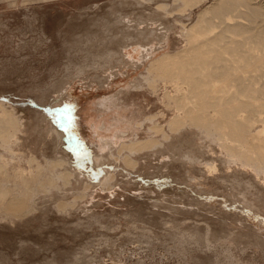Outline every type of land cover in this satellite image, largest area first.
<instances>
[{
    "label": "rangeland",
    "instance_id": "obj_1",
    "mask_svg": "<svg viewBox=\"0 0 264 264\" xmlns=\"http://www.w3.org/2000/svg\"><path fill=\"white\" fill-rule=\"evenodd\" d=\"M213 2L0 0V114L21 123L0 179L28 203L0 205V264H264V190L237 200L247 177L216 172L195 126L170 130L172 88L147 83Z\"/></svg>",
    "mask_w": 264,
    "mask_h": 264
},
{
    "label": "bare ground",
    "instance_id": "obj_2",
    "mask_svg": "<svg viewBox=\"0 0 264 264\" xmlns=\"http://www.w3.org/2000/svg\"><path fill=\"white\" fill-rule=\"evenodd\" d=\"M181 1L183 12L204 0ZM185 29L187 43L150 63L147 83L154 89L160 79L170 84L172 89L163 95L174 113L168 120L170 130L191 125L211 138L220 149L214 170L227 168L235 179L247 177L237 186H244L237 200L246 198L249 187L264 190V0H214ZM8 111L0 114V139L11 148L21 123ZM150 123L155 132L164 131L155 118ZM150 141L151 137L134 140L123 147L138 149ZM3 173L0 164V177ZM111 178L103 184L109 185ZM19 180L30 186L28 176ZM27 204L26 198L10 196L0 179V205L18 213Z\"/></svg>",
    "mask_w": 264,
    "mask_h": 264
},
{
    "label": "snow or ice",
    "instance_id": "obj_3",
    "mask_svg": "<svg viewBox=\"0 0 264 264\" xmlns=\"http://www.w3.org/2000/svg\"><path fill=\"white\" fill-rule=\"evenodd\" d=\"M67 109H65V111H66Z\"/></svg>",
    "mask_w": 264,
    "mask_h": 264
}]
</instances>
